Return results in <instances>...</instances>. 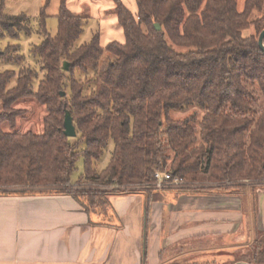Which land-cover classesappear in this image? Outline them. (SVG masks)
I'll return each instance as SVG.
<instances>
[{"label": "trees", "instance_id": "obj_1", "mask_svg": "<svg viewBox=\"0 0 264 264\" xmlns=\"http://www.w3.org/2000/svg\"><path fill=\"white\" fill-rule=\"evenodd\" d=\"M113 1L125 43L103 47L95 33L76 47L85 17L61 0L56 36L32 49L45 72L37 89L31 69L18 77L0 73V193L69 195L109 219L110 196L145 194L149 224L151 190L136 187L152 185L168 167L185 181L226 183L225 192L245 189L246 181L264 185V53L258 45L264 0H246L243 12L238 0H136L137 14ZM47 5L40 15L44 33ZM1 12L2 3L0 28L10 26L11 17ZM22 18L28 20L13 19ZM252 28L256 34L245 36ZM22 60L0 53V64ZM77 71L87 79L79 80ZM27 98L47 109L42 134L16 131L26 111L13 106ZM189 107L204 111L198 125L194 117L171 119V112ZM67 113L77 144L64 134ZM6 123L11 133L3 131ZM110 143L111 159L98 172ZM81 159L84 172L72 185ZM85 183L116 188L83 190ZM261 246L252 264H264V241Z\"/></svg>", "mask_w": 264, "mask_h": 264}, {"label": "crops", "instance_id": "obj_2", "mask_svg": "<svg viewBox=\"0 0 264 264\" xmlns=\"http://www.w3.org/2000/svg\"><path fill=\"white\" fill-rule=\"evenodd\" d=\"M122 2L138 13L136 0ZM67 5L76 14L89 7L103 47L125 43L113 0H67ZM12 191L0 193V264H161L174 246L234 233L244 213L238 191L153 192L149 224L145 194L110 196L109 219L87 212L69 195ZM253 195L256 223L249 225L264 233V191Z\"/></svg>", "mask_w": 264, "mask_h": 264}, {"label": "rangeland", "instance_id": "obj_3", "mask_svg": "<svg viewBox=\"0 0 264 264\" xmlns=\"http://www.w3.org/2000/svg\"><path fill=\"white\" fill-rule=\"evenodd\" d=\"M2 3L3 16L11 17L10 26L0 28V53H9L12 57L16 58L22 56L23 60L21 64L16 63H2L0 64V73L5 71H14L18 77L22 71L31 69L34 74L33 88L37 89L39 82L44 79L45 72L42 71L39 60L33 56L32 49L42 43L46 36L54 37L58 30V13L60 8V0H0ZM48 4V5H47ZM239 11L244 10L245 0H239ZM47 5L46 14V33L40 27V15L41 9ZM89 8V7H88ZM86 8L83 12L85 17V25L83 27V33L76 42V47L84 45L91 41L93 35L98 31L96 29L95 20L90 16V9ZM25 16L28 20L22 18L14 21V17ZM260 15L255 14L257 18ZM256 34L255 29L245 31L244 35ZM178 51H184L177 48ZM93 77V73H90L89 78ZM77 78L81 81H85L86 76L77 71ZM15 80L12 82L11 87L14 86ZM16 110L26 111V114L17 119V132L27 133L34 132L36 134H42L44 132V118L47 116V109L42 106L37 100L33 98L21 99L13 106ZM259 106H257V110ZM2 112V103L0 102V113ZM204 115V111L198 107H189L183 111H173L170 113V117L173 120H184L186 118L194 117L196 125H198ZM3 131L11 133L13 130L6 123L2 126ZM78 138H73L72 143L77 144ZM113 143H110L108 149L105 152L101 162L97 165V171L100 172L105 169L111 159L113 151ZM84 149L82 144L79 150ZM76 171L72 174L71 180L77 182L84 172V162L81 159L76 165ZM168 167L165 171H169ZM195 184L193 187L181 191L182 193L193 194H226L223 189L224 186L221 182L209 181V182H190ZM83 190L100 189L112 191L111 187H98L92 183H85ZM230 186V185H229ZM228 186V187H229ZM223 187V188H222ZM245 189L243 190H231L229 192L238 191L240 196L244 197V213L243 221L234 233L221 234L219 237L212 235L210 239L198 240L196 238L189 244H180L174 246L164 255L161 264H187V263H216V264H236L238 262L252 263V258L261 252V243L264 241V233L259 232L257 229H253V223H256V210L253 204H256L254 197L259 194L260 191H264V185H256L253 181L245 182ZM19 190V189H12ZM175 190H173L174 192ZM242 191V192H241ZM153 193V191H150ZM155 192V191H154ZM165 192V191H164ZM174 195V194H172ZM248 202V205H247ZM247 205V206H246ZM165 219H169V216H164ZM250 224V225H249ZM250 226V232H249ZM164 237L168 235L164 231Z\"/></svg>", "mask_w": 264, "mask_h": 264}, {"label": "built area", "instance_id": "obj_4", "mask_svg": "<svg viewBox=\"0 0 264 264\" xmlns=\"http://www.w3.org/2000/svg\"><path fill=\"white\" fill-rule=\"evenodd\" d=\"M195 184L188 183L187 181L174 177L170 171L157 172L155 174V182L152 185L137 186V189H148L155 192H163L167 190H185L193 187ZM116 188V187H111Z\"/></svg>", "mask_w": 264, "mask_h": 264}, {"label": "water", "instance_id": "obj_5", "mask_svg": "<svg viewBox=\"0 0 264 264\" xmlns=\"http://www.w3.org/2000/svg\"><path fill=\"white\" fill-rule=\"evenodd\" d=\"M157 30H161V27L159 25H156ZM258 45L261 49V51L264 53V31L260 34L258 39ZM65 131L64 134L68 138H76L77 137V131L76 127L74 126L73 118L70 113H67L66 119H65ZM236 264H252L248 262H238Z\"/></svg>", "mask_w": 264, "mask_h": 264}]
</instances>
